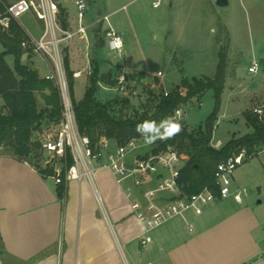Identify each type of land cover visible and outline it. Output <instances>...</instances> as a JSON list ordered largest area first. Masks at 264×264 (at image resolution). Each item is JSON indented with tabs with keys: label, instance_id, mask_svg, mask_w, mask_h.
<instances>
[{
	"label": "rangeland",
	"instance_id": "1",
	"mask_svg": "<svg viewBox=\"0 0 264 264\" xmlns=\"http://www.w3.org/2000/svg\"><path fill=\"white\" fill-rule=\"evenodd\" d=\"M85 2L87 8L81 24L87 27V40L78 36L75 42L81 44L73 46L77 54L75 67L83 70V76L78 79L80 85L75 87L77 100L83 98L90 86L92 61L99 62L101 73L110 71L117 80L116 84L99 82L96 97L112 103L118 113L129 114L132 107L128 112L120 101L122 98H129V106L141 107L149 102L150 92L160 87L170 91L184 78L193 81V78L214 77L219 50L228 46L226 83L213 143L220 140L225 145L233 137L249 132L247 111L264 116V0H229V5L224 7L218 6L216 0H164L159 8L152 5V0ZM59 5L64 14L68 12L72 26L77 27L76 0H59ZM99 10H102L100 15ZM104 15L109 16L108 20L99 22ZM20 19L31 35L38 36L40 20L33 12ZM109 27L122 35V52L109 48L106 37ZM87 45L90 49L84 54ZM3 50L0 40V51ZM81 55H87L86 62ZM39 59L38 55L36 61L40 65ZM7 60L13 67L14 56L8 55ZM254 63L257 69L251 72L249 68ZM42 69L47 71L46 67ZM122 76L123 88L119 84ZM215 106V93L210 88L201 101L194 97L180 107L184 109L185 124L195 130L206 127ZM7 152L10 153L7 148L0 150ZM234 176V187L246 189L243 198L259 217L261 226L257 235L264 250V147L247 154Z\"/></svg>",
	"mask_w": 264,
	"mask_h": 264
},
{
	"label": "crops",
	"instance_id": "2",
	"mask_svg": "<svg viewBox=\"0 0 264 264\" xmlns=\"http://www.w3.org/2000/svg\"><path fill=\"white\" fill-rule=\"evenodd\" d=\"M38 27L39 36L41 21ZM77 44L67 51L73 71L78 70ZM22 61L42 76L52 72V63L40 54L24 52ZM211 144L224 146L220 140ZM35 163L0 153V252L5 264H264L257 235L261 222L244 198L238 202L231 196L200 214L176 216L151 230L143 247L145 228L127 196L128 181L121 184L101 168L94 184L72 180L60 196L55 180Z\"/></svg>",
	"mask_w": 264,
	"mask_h": 264
},
{
	"label": "built area",
	"instance_id": "3",
	"mask_svg": "<svg viewBox=\"0 0 264 264\" xmlns=\"http://www.w3.org/2000/svg\"><path fill=\"white\" fill-rule=\"evenodd\" d=\"M163 3L164 0H152L155 8L161 7ZM76 6L79 15L77 27H73L68 21V14L62 13L59 0H13L5 12L0 14V25L4 29L10 28L12 20L19 21L29 12H33L42 22L41 34L33 36L26 31L27 36L21 42V47L24 52L40 54L52 63V72L44 77L53 80L61 94L60 121L38 132L37 135L43 153L38 165L48 171V175L56 184L84 179L94 184L96 172L101 168L109 169L121 184L128 181L130 184L126 187L127 196L131 198L134 214L145 228L141 238L143 247L148 245L147 236L151 230L176 216L188 211L200 214L211 203L231 196L242 202L246 189L234 187V172L245 160L247 155L245 149L229 155L218 163L215 171L216 190L205 187L197 193L189 194L183 190L181 183V171L185 160L179 149L175 145H170L156 151L158 142H167L169 139H157L154 143L148 144L144 137H134L124 144H117L111 138L102 136L93 143L89 135L80 131L65 63L67 50L76 37L87 40V27L81 24L87 8L85 0H76ZM108 17L104 15L103 19L98 21L108 20ZM106 37L112 51H123L124 41L118 31L109 27L106 30ZM256 69L255 63L249 68L251 72H255ZM82 75V70L73 71L75 79ZM124 79L123 76L120 78L121 88ZM168 92L165 91V95H168ZM168 117H173L181 125H185L183 107L176 108L164 119ZM161 121L157 122V125ZM98 201L105 211L101 196H98ZM0 264H5L1 252Z\"/></svg>",
	"mask_w": 264,
	"mask_h": 264
},
{
	"label": "trees",
	"instance_id": "4",
	"mask_svg": "<svg viewBox=\"0 0 264 264\" xmlns=\"http://www.w3.org/2000/svg\"><path fill=\"white\" fill-rule=\"evenodd\" d=\"M10 3L8 0H0V14L5 12ZM62 13L64 14L63 11ZM64 25L66 26V20ZM26 36V30L17 20H12L9 29H4L0 25V40L4 46V50L0 51V150L7 148L20 160L35 161L38 166V161L43 158L38 132L60 121L62 99L53 80L40 75L35 68L22 61L24 52L21 42ZM227 48L221 47L219 50V63L214 77L193 78V81L184 78L180 85L168 92V95H165L166 90L160 87L156 92H150L149 102L141 107L129 106L131 103L129 98H122L120 101L124 104L123 107L128 112L131 110L129 114L122 111L118 113L112 103L102 102L96 97L99 82L116 84L117 81L112 78L110 71L101 73L98 61H92L90 86L83 98L77 100L76 79L67 54L65 60L67 75L80 131L89 135L93 143L102 136H107L117 144H124L131 138L144 137L136 131L139 123L144 121L157 123L192 98L196 97L201 101L206 90L212 88L216 106L207 120L206 127L192 130L186 124L182 125V131L175 137L167 142H158L156 151L170 145H175L179 149L185 160L181 171V183L186 193H197L205 187L216 190L215 171L219 162L243 149L247 154H251L264 147V116L248 111L246 119L250 124L249 132L238 138L233 137L220 149L211 144L225 89ZM9 54L15 59L13 67L6 59ZM40 169L42 173L48 175L47 170ZM57 185L59 195L64 196L66 184Z\"/></svg>",
	"mask_w": 264,
	"mask_h": 264
},
{
	"label": "clouds",
	"instance_id": "5",
	"mask_svg": "<svg viewBox=\"0 0 264 264\" xmlns=\"http://www.w3.org/2000/svg\"><path fill=\"white\" fill-rule=\"evenodd\" d=\"M136 131L144 136L146 143L151 144L157 139L166 140L175 137L182 131V125L173 117H168L159 125L155 121L139 123L136 126Z\"/></svg>",
	"mask_w": 264,
	"mask_h": 264
},
{
	"label": "water",
	"instance_id": "6",
	"mask_svg": "<svg viewBox=\"0 0 264 264\" xmlns=\"http://www.w3.org/2000/svg\"><path fill=\"white\" fill-rule=\"evenodd\" d=\"M216 4L218 6L224 7V6L229 5V0H216ZM101 13H102V10H99L98 15H100ZM24 58H26V56Z\"/></svg>",
	"mask_w": 264,
	"mask_h": 264
}]
</instances>
